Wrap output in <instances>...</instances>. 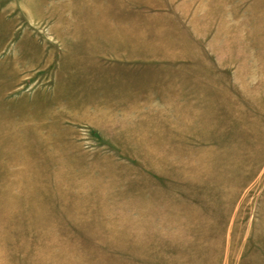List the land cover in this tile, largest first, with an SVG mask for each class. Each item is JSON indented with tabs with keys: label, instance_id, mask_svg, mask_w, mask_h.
Instances as JSON below:
<instances>
[{
	"label": "rangeland",
	"instance_id": "374dc122",
	"mask_svg": "<svg viewBox=\"0 0 264 264\" xmlns=\"http://www.w3.org/2000/svg\"><path fill=\"white\" fill-rule=\"evenodd\" d=\"M0 264H264V0H0Z\"/></svg>",
	"mask_w": 264,
	"mask_h": 264
},
{
	"label": "crops",
	"instance_id": "0c3cea01",
	"mask_svg": "<svg viewBox=\"0 0 264 264\" xmlns=\"http://www.w3.org/2000/svg\"><path fill=\"white\" fill-rule=\"evenodd\" d=\"M93 60H94V61H97V62H98V61H99V62L105 61V59H102L101 56H100V57H94ZM119 60H120V61H135V60L141 61L140 59H124V58L119 59ZM245 60H248V59L245 58ZM249 61H250V60H249ZM247 65H248V64L244 61V65H243V67H242V70L244 71V69H245V72H244L245 74H246V69H247V72H248V71H249V67H251L250 64L248 65L249 67H248ZM99 66H102V65H99ZM243 68H244V69H243ZM87 70H88V69H87ZM93 71H95V72L98 73V70H93ZM67 72H68V75L70 76V75H71V67L68 69ZM100 75H101V73H100ZM83 76L87 77L88 74H85V73H84ZM132 78H134V76H133ZM96 82L98 83V81L96 80L94 83L92 82V83H90V84H86L87 90H88V88H89L90 86H91V87H94L95 89H97V88L94 86V84L98 86L99 83L97 84ZM99 87L103 88L104 85H99ZM95 89H94V90H95ZM87 90H86V91H87ZM94 90H92V88H91V91H90V92H91V93H97V92H100L101 89H100L99 91H97V92H95L96 90H95V91H94ZM164 90H165V89H164ZM88 91H89V90H88ZM155 93H156V92H155ZM164 94H165V93H164ZM142 100L144 101V103H148V102L150 101L148 98H146V99H141V102H142ZM166 100H167V97L164 98V101H165V102H166ZM133 102H134V103H137L138 105H139V103H141L140 101H136V100H133ZM126 108H129V107H126ZM131 108H132V107H131Z\"/></svg>",
	"mask_w": 264,
	"mask_h": 264
}]
</instances>
